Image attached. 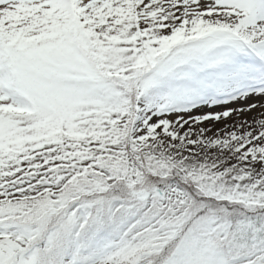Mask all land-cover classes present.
Masks as SVG:
<instances>
[{"label": "snow or ice", "instance_id": "snow-or-ice-1", "mask_svg": "<svg viewBox=\"0 0 264 264\" xmlns=\"http://www.w3.org/2000/svg\"><path fill=\"white\" fill-rule=\"evenodd\" d=\"M0 264H264V0H0Z\"/></svg>", "mask_w": 264, "mask_h": 264}]
</instances>
